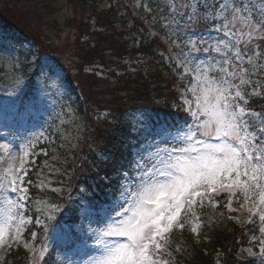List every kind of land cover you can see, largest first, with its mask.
<instances>
[{"label":"snow or ice","instance_id":"1","mask_svg":"<svg viewBox=\"0 0 264 264\" xmlns=\"http://www.w3.org/2000/svg\"><path fill=\"white\" fill-rule=\"evenodd\" d=\"M211 7L224 20L215 31L229 39H221L215 48L205 47L203 51L220 53L222 46L223 56L207 65L187 56L178 61L183 73L193 78L186 89L192 99L184 100L187 116L183 126L165 122L137 130V151L129 153V160L116 169L123 182L113 205H90L103 227L95 230L98 254L88 264H168L163 259L170 255L167 236L175 228H184L182 213L192 212L222 192L231 194L229 210L231 197L240 193L250 205L247 223H253L254 217L264 223V119L245 107L249 100L244 91L253 83L247 78L250 73L245 63L254 70L264 67L247 51L249 44L264 39V0H232ZM237 22L247 30L236 29ZM241 43L245 45L243 52L237 48ZM232 49L236 50L230 55ZM256 91L251 88L250 94ZM0 148V193L5 201L0 216V248H10L12 243L23 242L27 185L31 183L26 165L31 161L25 160L28 148L19 156L12 153L10 144ZM32 237H36L35 232ZM23 246L29 245L23 242ZM246 251L264 264V239L259 241L258 252Z\"/></svg>","mask_w":264,"mask_h":264},{"label":"trees","instance_id":"2","mask_svg":"<svg viewBox=\"0 0 264 264\" xmlns=\"http://www.w3.org/2000/svg\"><path fill=\"white\" fill-rule=\"evenodd\" d=\"M70 1L78 8L74 21L79 23L77 28L80 30L77 44L72 49L77 63L71 69L63 65L49 47L30 35L26 24L0 16V34L11 39L4 49L13 48L16 52L17 61L21 64L19 72L26 83L34 86L41 73L40 68L47 60L62 67L64 82L73 90L80 91L77 115L87 119L90 125L84 133L86 148L80 157L74 159V152L64 153L59 145L46 147L48 153L38 157L39 162L29 173L30 192L38 197L37 181L43 180L39 164L54 155L63 171L53 182L56 186H63L59 192L55 189H47L45 192L48 194L40 192L47 195L52 204L61 203L63 209L53 219L47 220L44 227L35 223L29 227L32 233L37 232L40 241L46 239L47 251L39 264H66L67 259L58 260V254H65L83 241L90 240L91 237H86L84 232H73L72 237L68 235L59 225V219L66 217L75 225L82 219L80 209L83 204L89 206L90 215H96L90 205H100L108 202L110 196L115 197L122 180L116 169L129 160V153L137 149V130L165 122L182 127L187 116L172 84V81L183 78L182 71L177 69L160 39L149 32L150 24L173 40L160 21L144 11L147 24L132 14L126 0ZM102 3L107 6L101 7ZM28 42H32V49L24 47ZM36 48L38 50L35 51ZM32 50L35 52L33 55ZM95 65L104 66L102 76L98 75L97 68L89 71L88 68ZM0 67L1 80L2 64ZM25 94L24 97H29L31 92ZM247 99L249 103L245 107L260 113L259 118L264 119V91L248 95ZM98 108L107 111L101 125H97L92 115ZM139 139L143 142L144 136ZM216 210L222 212L227 232L215 231L207 225V214L211 208L206 203L200 206L205 232L196 237L186 227L185 230L175 229L169 237L176 264H218L219 261L221 264H260L259 260L241 262L235 257L239 248L257 234V227H240L231 221L226 222L222 209ZM30 211L36 215L33 208ZM95 225L99 223L96 221ZM7 261L8 264L29 262L22 249L10 252Z\"/></svg>","mask_w":264,"mask_h":264},{"label":"rangeland","instance_id":"3","mask_svg":"<svg viewBox=\"0 0 264 264\" xmlns=\"http://www.w3.org/2000/svg\"><path fill=\"white\" fill-rule=\"evenodd\" d=\"M128 1L135 8V12L146 11L150 16L154 17V20L160 21L168 30L171 38L175 41L177 52H179L176 53L178 61L183 60L187 56L189 60L197 63L203 61L207 65L209 63L214 64L216 60L222 58L224 53L222 46L220 53L213 51L209 54L205 53L203 49L210 46L215 48L219 40L229 38L223 37L222 33L217 31L215 33H205V31L198 30V28L219 27L224 20L217 15V11L211 6L219 3H231L232 0ZM197 5L200 7H197ZM106 6L104 3L101 4V7ZM204 8L208 10L204 11ZM2 15L9 17L13 21L26 24L28 33L34 38H38L47 48L49 47L50 52L68 69L73 68V65L75 66L77 58L73 56L74 52L72 49L77 44L80 30L77 28L79 23L74 21L75 16L78 15V8L70 0H0V16ZM228 18L230 19V16ZM214 20L216 23L213 22ZM235 28L243 31L247 30L238 22L235 23ZM130 37L133 38L134 35ZM9 43H11V39L0 34V64H2V79L0 80V145L10 144L12 153L17 156L22 154L23 149L28 148L29 156L25 157L26 161H31L26 165L28 175L33 164L36 163L37 157L48 153L46 147L59 145L63 148L64 153L74 152V159L77 158L82 150L86 148V144L84 145L86 140L84 133L90 128L88 120L82 119L76 112L77 95L80 91L73 90L64 82L65 72L62 67L47 60L44 63L45 65L40 68L41 73L37 76L34 87L31 88V97L25 102L22 96L25 95L30 86L23 79V74L19 72L21 64L17 61V54L16 52L14 53V49H4ZM24 47L26 49L33 48L30 43L24 44ZM237 48L241 52L245 51L243 43L238 45ZM193 49H199V51ZM235 50L232 49L229 54L231 55ZM247 51L249 55L253 56L254 61L264 64V39L249 44ZM257 52L261 54L259 57L256 55ZM31 53L32 55L35 54L33 50ZM130 66L132 67V65ZM244 66L249 69L250 75L247 78L253 81L251 87L246 86L244 88L247 99L248 95H252L250 94L251 88L257 89L255 94L264 91V67H258L254 70L250 64L245 63ZM91 68L93 70L97 68L98 75L102 76L101 70L104 69V66L95 65L89 67V71ZM253 71L256 72V75H251ZM188 75L190 77L184 83L186 87L181 91L183 102L185 98L192 99L191 94L186 93V89L193 83L192 75ZM83 90L84 86L82 87V92ZM106 112L99 108L93 112L92 115L97 125L102 124L100 122L105 118ZM171 131L174 132L175 130ZM145 147H147V144H145ZM136 151L137 149H135ZM0 155H3L2 148H0ZM59 163L58 159L53 155L52 157L48 156L42 162V165L39 164V169H41L39 174L43 180L37 181L36 188L39 192L36 195L38 197L31 196L30 185H27L29 200L24 210L27 220L24 225L23 242H27L29 246L25 248L22 242L20 244L12 243L10 248H0V264L9 263L6 256L12 249H23L27 253V260L29 261L27 264H39L42 261L40 258L41 250L43 257L47 251L46 239H41L42 243H40V236L35 232L36 237L33 238L29 227L33 223L44 227V222L48 223L47 220L53 219L63 209L61 208V203L52 204L47 195L44 196L40 193L48 194L49 192H45L47 189H55L59 192L63 188L62 185L56 186L53 184L59 176L58 173L63 172ZM223 196H225V201L221 206L224 209L222 207L221 209L225 210V213L227 212L238 223H247V218L250 215L247 207L250 205L245 204L243 195L240 193L231 197L232 210L228 208L231 194L227 192L213 195L211 202L207 199L204 201L203 205L206 203L211 208V211L207 214V225L215 228V231L216 229H221L227 232L226 224H223L222 212L216 210L219 208ZM115 200L112 201L111 206ZM241 204H244V207H241ZM31 208L35 210L36 215L30 214ZM199 210L200 205H197L192 212L182 213L183 219L181 221L184 223L183 229L185 230L188 227L196 237H200L205 232L204 219L200 216ZM4 211V195L0 193V216L3 215ZM89 213V206L83 204L80 214L86 219L78 224L76 230L80 229L91 235V242L81 243L65 254L60 252L58 260L67 259L66 264H88L89 259L98 254L94 242L95 230L103 227V224L99 223L96 226L97 215H90ZM256 221L258 222L260 235L251 236L249 243L241 247L240 254L242 257L248 256L246 250L249 248L254 252H258L259 241L264 239V233L261 232V229H264V223H261L258 217H256ZM193 227L196 228L195 232L192 231ZM175 229L180 230L179 228ZM169 235L167 236V252L170 255H164L163 259H166L168 264H176L177 260L173 253V244L169 242ZM45 237L48 238L47 236ZM254 237L255 239H253ZM218 264H221V261Z\"/></svg>","mask_w":264,"mask_h":264}]
</instances>
